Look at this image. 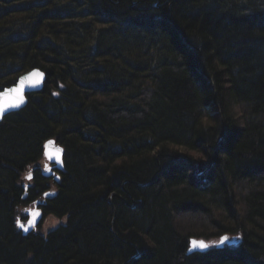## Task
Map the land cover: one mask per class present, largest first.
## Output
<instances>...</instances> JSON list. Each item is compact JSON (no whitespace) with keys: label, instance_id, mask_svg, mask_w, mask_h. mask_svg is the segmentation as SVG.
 I'll use <instances>...</instances> for the list:
<instances>
[{"label":"trees","instance_id":"obj_1","mask_svg":"<svg viewBox=\"0 0 264 264\" xmlns=\"http://www.w3.org/2000/svg\"><path fill=\"white\" fill-rule=\"evenodd\" d=\"M65 1L0 0V264H264V0Z\"/></svg>","mask_w":264,"mask_h":264},{"label":"water","instance_id":"obj_2","mask_svg":"<svg viewBox=\"0 0 264 264\" xmlns=\"http://www.w3.org/2000/svg\"><path fill=\"white\" fill-rule=\"evenodd\" d=\"M46 81V73L40 68H32L27 72L21 73L15 83L4 87L0 90V121L8 114L18 112L23 109L28 102L27 95L31 93L40 92ZM59 150V151H58ZM63 147L53 138L45 141L43 146V157L45 164L50 165L61 171L63 169ZM51 168L47 167L43 172V176L46 178L51 177ZM53 180L58 181L59 174L53 173ZM28 176V179H30ZM40 202L37 201L33 204L31 209L27 210L26 220L23 222L20 219L17 220L19 230L23 235L36 231L38 226L43 220L42 213L39 209ZM23 225V226H21ZM225 238V237H222ZM220 240L218 246L223 243L231 244L234 240L223 239ZM193 241L204 242L208 247L201 249L199 247H193ZM210 247V244L203 239L190 238L189 246L186 254L205 252Z\"/></svg>","mask_w":264,"mask_h":264},{"label":"rangeland","instance_id":"obj_3","mask_svg":"<svg viewBox=\"0 0 264 264\" xmlns=\"http://www.w3.org/2000/svg\"><path fill=\"white\" fill-rule=\"evenodd\" d=\"M80 2V1H79ZM63 5L70 6V8H74L73 4L68 0L62 3ZM44 167V166H43ZM41 167V168H43ZM44 169V168H43ZM26 177V175H25ZM31 209V208H30ZM65 223V218L63 219H58L53 216H49L43 221L41 229H39L40 232H43V235H45L49 230L54 229L60 224Z\"/></svg>","mask_w":264,"mask_h":264},{"label":"bare ground","instance_id":"obj_4","mask_svg":"<svg viewBox=\"0 0 264 264\" xmlns=\"http://www.w3.org/2000/svg\"><path fill=\"white\" fill-rule=\"evenodd\" d=\"M14 83H15V82H14ZM12 84H13V83H12ZM10 85H11V84H10ZM8 86H9V85H8ZM5 87H6V86H5ZM3 88H4V87H3ZM3 88H2V89H3ZM0 90H1V89H0ZM1 121H2V120H1ZM1 121H0V122H1ZM51 172H52V173H51V177H49V178H52V180H53V175H54L53 173H58V174H59V171L56 170V169L53 167V165H52ZM58 180H59V179H58ZM53 181H54V180H53ZM54 182H58V181H54ZM18 229H19V228H18ZM222 237H226V238L229 239V240H234V242H235V240H236L235 237H229V236H228V237H227V236H222ZM222 237H221V238H222ZM221 238H220V240H221ZM220 240H219V242H220ZM219 242L216 244L217 246H218ZM234 242H233V243H234ZM224 244H226V243H223L221 246H223ZM231 244H232V243H231ZM227 245H229V244H227ZM221 246H218V247H221Z\"/></svg>","mask_w":264,"mask_h":264},{"label":"snow or ice","instance_id":"obj_5","mask_svg":"<svg viewBox=\"0 0 264 264\" xmlns=\"http://www.w3.org/2000/svg\"><path fill=\"white\" fill-rule=\"evenodd\" d=\"M59 151V150H58ZM29 178H31V177H29ZM21 226H23V225H21ZM223 239H227L226 237L225 238H222V240ZM193 243V247L194 248H196V247H199V248H201V249H204V248H206V247H208L206 244H204V242H196V241H193L192 242Z\"/></svg>","mask_w":264,"mask_h":264}]
</instances>
